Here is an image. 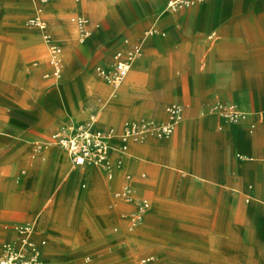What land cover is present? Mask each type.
<instances>
[{"label":"crops","instance_id":"1","mask_svg":"<svg viewBox=\"0 0 264 264\" xmlns=\"http://www.w3.org/2000/svg\"><path fill=\"white\" fill-rule=\"evenodd\" d=\"M27 3L32 9L0 2V251L15 225L34 222L47 264H264V0H206L177 13L168 0ZM38 7L63 47L59 82L45 77L48 45L27 25ZM78 16L91 21L84 43ZM126 39L142 42L143 53L113 95L96 67L109 66ZM177 89L184 104H170L184 106V119L172 138L132 142L112 180L99 166H75L62 147L38 148L91 114L98 128L118 132L140 117L166 121L163 105ZM111 99L117 111L107 116ZM216 101L247 118L231 123L208 112ZM123 144L112 139L113 162ZM140 158L150 178L126 172L144 170ZM126 173L154 210L133 230L124 215L135 206L114 196ZM144 233L153 235L149 246Z\"/></svg>","mask_w":264,"mask_h":264},{"label":"built area","instance_id":"2","mask_svg":"<svg viewBox=\"0 0 264 264\" xmlns=\"http://www.w3.org/2000/svg\"><path fill=\"white\" fill-rule=\"evenodd\" d=\"M39 4H45L49 0H36ZM206 0H168L166 10L177 13L184 8H189L205 3ZM90 19L78 16L76 19L79 41L84 43L91 36ZM27 25L37 28L49 50V65L51 71L45 74L46 78H54L61 81L64 70L63 47L49 30V23L43 16V8L38 7L34 16L27 20ZM154 34V29L146 32V36ZM128 46L124 50L117 51L113 56V62L109 66L98 65V76L114 89V94L125 81L135 61L143 53V43H131L125 40ZM208 112L219 114L226 121L238 123L247 118V113L241 111L235 104L216 101L206 108ZM167 120L158 121L153 118L140 117L126 121L122 131L115 128L100 129L97 127V114L78 124H62L51 134L50 141L38 148L57 145L65 149L75 166H99L106 171L107 177L112 180L117 170L123 167V157L128 152V142H144L149 137L166 139L172 136L175 126L184 119V106L179 103H171L166 108ZM118 137L124 144L120 150V156L113 162L110 158L112 139ZM116 198L132 204L135 209L130 215H124L129 220L131 230L138 227L144 220L145 215L151 208L147 199L137 196L132 185V175H124L122 189L115 193ZM16 237L6 242L0 251V264H47L43 257V247L46 241L34 239L36 224L29 222L15 225ZM152 258L142 259L138 264H147Z\"/></svg>","mask_w":264,"mask_h":264},{"label":"rangeland","instance_id":"3","mask_svg":"<svg viewBox=\"0 0 264 264\" xmlns=\"http://www.w3.org/2000/svg\"><path fill=\"white\" fill-rule=\"evenodd\" d=\"M19 1V9H22L23 8V4H24V2L27 4L26 5V8L25 9H32V7L30 6V5H28V3H27V0H18ZM0 2L2 3V5H5V6H7V5H9L8 4V0H0ZM53 7L55 8V7H58V9H59V2H55V4H53ZM23 21V20H22ZM159 33V30L157 29V28H154V34H158ZM132 69V68H131ZM130 72H131V70H130ZM127 79V78H126ZM126 79H125V81H126ZM3 81L4 82H7V79H3ZM54 83H57L56 81H54V80H52ZM125 81H124V83H125ZM93 83V80H92V82H91V84ZM124 83L122 84V87H123V85H124ZM175 83L177 84V83H179V84H183V79L182 78H180V79H176V81H175ZM95 85L97 86L98 85V82L96 81L95 82ZM183 96H185L184 95V93L183 92H181V91H179V89H177V91L175 92V93H171L170 95H169V98H170V100H167V102L163 105V110L164 109H166L167 108V106L170 104V102H173V101H179V102H181L182 104H184V102L183 101H181V98L183 97ZM139 97V96H138ZM143 98V97H142ZM168 98V99H169ZM111 100H115V99H111ZM113 104H111L110 106H109V108H108V111H107V116L108 115H111L112 116V114L115 112V111H117V110H115V109H117L116 107H115V101L114 102H112ZM126 112H130V113H135V111L133 110V108H130V107H127L126 109H124ZM142 112H151V111H148V110H142L140 113H142ZM173 135V134H172ZM172 137H170L169 139H171ZM168 139V140H169ZM167 141V140H166ZM129 143L130 144H132V141H129ZM130 144H128V148H129V145ZM133 154H136V155H138L135 151H133ZM137 160H139V158H137ZM140 160H141V162L142 163H144V165H145V169L144 170H139L138 172H136L135 170H126V172H132L133 174H136V175H140L141 176V174L142 173H145L146 174V178H150L151 176H152V170L150 169V166H149V164L150 163H148L147 162V160L146 159H142V158H140ZM136 172V173H135ZM161 172V171H160ZM159 176V174H157L155 177L157 178ZM159 182H161V181H159ZM160 187H163V188H165V192L164 193H162V195L163 196H167L166 195V192H167V190H168V185H167V183L165 184V185H163V186H160ZM154 188L156 189V187L154 186ZM154 188L152 187V186H149V189H151V190H154ZM175 196H178V195H175ZM181 196V195H180ZM150 199H151V201L153 202V199H152V197L150 196L149 197ZM179 198H181V197H179ZM246 198H249V196H247ZM132 212V211H131ZM130 211H128L127 212V215L129 216L130 215V213H131ZM152 212H154V210H149L147 213L148 214H150V213H152ZM132 235V234H131ZM131 235L129 234L128 235V242H129V245H131L133 242H136V239H134V237H131ZM140 239H142V244H143V246H149V245H151V243H152V240H153V235H151V234H147V233H144L143 235H142V237L140 238ZM140 242H141V240H139ZM170 243H167V242H163V245H169Z\"/></svg>","mask_w":264,"mask_h":264},{"label":"bare ground","instance_id":"4","mask_svg":"<svg viewBox=\"0 0 264 264\" xmlns=\"http://www.w3.org/2000/svg\"><path fill=\"white\" fill-rule=\"evenodd\" d=\"M179 125V123L176 125V126H178ZM176 126H175V129H176ZM175 132V131H174ZM170 137H172V136H170ZM169 137V138H170ZM169 138H166V139H169ZM128 144H130L129 142H128ZM130 148H131V144L129 145V151H130ZM37 239V238H36ZM45 247V246H44Z\"/></svg>","mask_w":264,"mask_h":264}]
</instances>
